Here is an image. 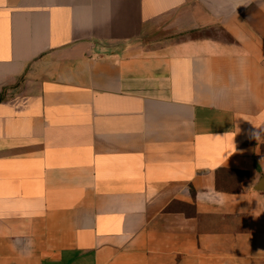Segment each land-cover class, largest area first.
<instances>
[{
  "label": "crops",
  "instance_id": "obj_1",
  "mask_svg": "<svg viewBox=\"0 0 264 264\" xmlns=\"http://www.w3.org/2000/svg\"><path fill=\"white\" fill-rule=\"evenodd\" d=\"M0 264H264V0H0Z\"/></svg>",
  "mask_w": 264,
  "mask_h": 264
},
{
  "label": "rangeland",
  "instance_id": "obj_2",
  "mask_svg": "<svg viewBox=\"0 0 264 264\" xmlns=\"http://www.w3.org/2000/svg\"><path fill=\"white\" fill-rule=\"evenodd\" d=\"M214 32H216V31H214Z\"/></svg>",
  "mask_w": 264,
  "mask_h": 264
}]
</instances>
